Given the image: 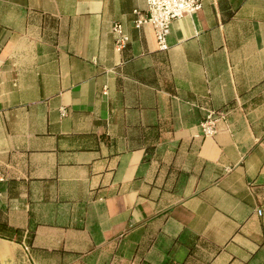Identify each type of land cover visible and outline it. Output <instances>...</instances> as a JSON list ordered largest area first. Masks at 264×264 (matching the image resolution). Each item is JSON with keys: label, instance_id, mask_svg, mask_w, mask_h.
<instances>
[{"label": "crops", "instance_id": "0c3cea01", "mask_svg": "<svg viewBox=\"0 0 264 264\" xmlns=\"http://www.w3.org/2000/svg\"><path fill=\"white\" fill-rule=\"evenodd\" d=\"M201 4L0 0V264H264V0Z\"/></svg>", "mask_w": 264, "mask_h": 264}, {"label": "built area", "instance_id": "2783aa9c", "mask_svg": "<svg viewBox=\"0 0 264 264\" xmlns=\"http://www.w3.org/2000/svg\"><path fill=\"white\" fill-rule=\"evenodd\" d=\"M201 0H146V10L143 14L135 11L136 19L134 27L140 29L149 26L154 34L158 51H167V38L171 30V24L185 16L198 12L201 9ZM111 34L114 37V49L122 53L129 38L124 33L120 24L111 26ZM217 115L211 113L200 123L203 137H211L216 134ZM5 181V175L0 170V183Z\"/></svg>", "mask_w": 264, "mask_h": 264}]
</instances>
